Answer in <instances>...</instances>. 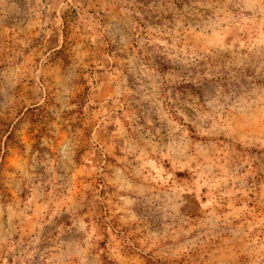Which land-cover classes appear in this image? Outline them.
I'll list each match as a JSON object with an SVG mask.
<instances>
[{"label": "rangeland", "instance_id": "1", "mask_svg": "<svg viewBox=\"0 0 264 264\" xmlns=\"http://www.w3.org/2000/svg\"><path fill=\"white\" fill-rule=\"evenodd\" d=\"M0 264H264V0H0Z\"/></svg>", "mask_w": 264, "mask_h": 264}]
</instances>
